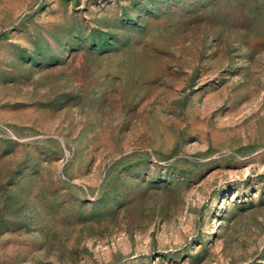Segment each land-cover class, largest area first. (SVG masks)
I'll return each instance as SVG.
<instances>
[{
  "label": "rangeland",
  "instance_id": "obj_1",
  "mask_svg": "<svg viewBox=\"0 0 264 264\" xmlns=\"http://www.w3.org/2000/svg\"><path fill=\"white\" fill-rule=\"evenodd\" d=\"M0 264H264V0H0Z\"/></svg>",
  "mask_w": 264,
  "mask_h": 264
}]
</instances>
